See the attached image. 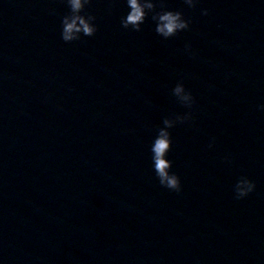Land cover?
<instances>
[{"label": "water", "instance_id": "1", "mask_svg": "<svg viewBox=\"0 0 264 264\" xmlns=\"http://www.w3.org/2000/svg\"><path fill=\"white\" fill-rule=\"evenodd\" d=\"M165 4L190 28L93 0L66 43L65 0H0V264H264V0ZM165 119L180 192L154 171Z\"/></svg>", "mask_w": 264, "mask_h": 264}, {"label": "clouds", "instance_id": "2", "mask_svg": "<svg viewBox=\"0 0 264 264\" xmlns=\"http://www.w3.org/2000/svg\"><path fill=\"white\" fill-rule=\"evenodd\" d=\"M93 0H65L67 12L60 20V35L64 42L79 41L83 37H91L98 31L97 17L86 12L85 9L92 4ZM202 0H183L188 8H196ZM126 13L121 16L120 23L125 29L141 31L142 25L151 15L154 22V30L157 35L164 39L176 36L178 33L190 28V20L185 17L183 11L167 7L165 0H124ZM203 15L209 14L208 8L202 9ZM186 52L194 55L190 43L185 44ZM175 94L185 103L195 102L192 92L186 90L183 83H178L174 88ZM260 111H264V103L258 105ZM166 128H161L152 144L154 171L161 186L180 192L182 190L181 178L177 173L171 172V161L166 158L170 149L171 134L168 128L172 127L173 121L165 119ZM211 147V145H209ZM256 189L254 180L246 175L238 177L234 192L236 199L247 197Z\"/></svg>", "mask_w": 264, "mask_h": 264}]
</instances>
